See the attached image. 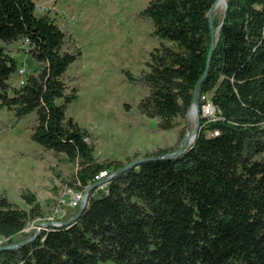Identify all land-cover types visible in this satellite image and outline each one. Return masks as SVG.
Masks as SVG:
<instances>
[{"label": "trees", "instance_id": "1", "mask_svg": "<svg viewBox=\"0 0 264 264\" xmlns=\"http://www.w3.org/2000/svg\"><path fill=\"white\" fill-rule=\"evenodd\" d=\"M216 1L147 0L138 12L157 43L139 74L124 71L147 91L136 110L169 131L197 95L200 117L178 155L179 142L122 161L98 160L67 116L77 96L65 75L82 56L72 34L34 0H0V110L16 123L34 114L30 139L75 166L66 186L110 173L80 212L36 235L25 229L46 216L37 196L21 190L25 210L1 191L0 264H264V0H224L214 22ZM15 43L39 65L22 85L11 83ZM208 102L214 114L203 117Z\"/></svg>", "mask_w": 264, "mask_h": 264}, {"label": "rangeland", "instance_id": "2", "mask_svg": "<svg viewBox=\"0 0 264 264\" xmlns=\"http://www.w3.org/2000/svg\"><path fill=\"white\" fill-rule=\"evenodd\" d=\"M34 1L36 14L48 13L60 28L72 34L82 50L81 58L65 75L69 92L75 89L77 96L67 116L89 131L87 140L98 160L125 161L156 147L178 142L181 145L188 136L192 138L200 117L197 106L194 116L187 114L174 129L155 131V121L136 110L138 100L147 91L133 86L124 74L125 70L139 74L157 43L149 34V26L138 17L147 0ZM224 8V1L214 6V22H219ZM8 50L19 67L25 68V74L38 71L39 65L30 60L24 45L15 43ZM17 81L16 75L12 85H17ZM202 112L201 116L211 117L214 108L208 105ZM14 119L13 111L0 110V192L5 191L12 202L29 210L20 193L22 189L30 190L47 216L71 188L63 180L75 171V166L63 154L46 151L30 139L33 113L18 123ZM183 127L185 136L179 141ZM74 213L66 209L65 219ZM36 225L34 220L27 228Z\"/></svg>", "mask_w": 264, "mask_h": 264}, {"label": "built area", "instance_id": "3", "mask_svg": "<svg viewBox=\"0 0 264 264\" xmlns=\"http://www.w3.org/2000/svg\"><path fill=\"white\" fill-rule=\"evenodd\" d=\"M25 73L26 71L24 67L18 68L17 85H22L24 83ZM206 106H204V108ZM109 178H110L109 171L100 170L94 176L93 181H91L87 185L81 186L80 188H76V187L69 188L67 192L59 199L58 203L53 208L52 212L49 215L45 216L42 220L36 219V223H38V225L33 226V228L29 227L26 229V231L30 229H34L35 232L37 231L39 233L42 230H48L50 227H58L64 224L65 221L67 220L65 219L66 209L74 210L75 213H78L79 208L83 205L84 206L86 205L89 192L92 191V194L94 195L99 193L100 191H105ZM72 217L68 219H71Z\"/></svg>", "mask_w": 264, "mask_h": 264}, {"label": "water", "instance_id": "4", "mask_svg": "<svg viewBox=\"0 0 264 264\" xmlns=\"http://www.w3.org/2000/svg\"><path fill=\"white\" fill-rule=\"evenodd\" d=\"M217 1H218V0H217ZM217 1H216L215 4L213 5V7L216 5ZM223 1H224V0H223ZM224 5H225V1H224ZM212 11H213V8L209 11V18H210V20H211V14H212ZM193 104H196V105H197V95H195V97H194ZM193 104H192V105H193ZM192 105H191V106H192ZM190 108H191V107H190ZM190 108H189V110H190ZM189 110H188V112H189ZM188 112H187V114H188ZM198 112H199V110L196 111V114H197V115H198ZM197 129H198V125H196L194 131L192 132V138H190L189 136L186 137V138L184 139V141L182 142V144L180 145L179 149H178L176 152L172 153L171 156L178 155V154L181 153V152H182V151H183L188 145H190V144L192 143V141H193V139H194V136H195V133H196ZM134 164H135V162L132 163V164H130V165H128V166H132V165H134ZM128 166H126V167H128ZM83 207H84V205L81 206V207L79 208V212L83 209ZM37 233H38V232L36 231V232L34 233V235H36Z\"/></svg>", "mask_w": 264, "mask_h": 264}, {"label": "bare ground", "instance_id": "5", "mask_svg": "<svg viewBox=\"0 0 264 264\" xmlns=\"http://www.w3.org/2000/svg\"><path fill=\"white\" fill-rule=\"evenodd\" d=\"M222 3H223V0H218L217 3H216V5H221ZM196 106H197L196 104H193L191 106V108H190V110L188 112L190 118H192L194 116V113L197 110L196 109Z\"/></svg>", "mask_w": 264, "mask_h": 264}]
</instances>
